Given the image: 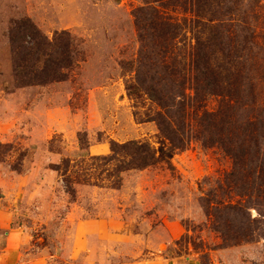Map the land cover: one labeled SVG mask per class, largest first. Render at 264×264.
<instances>
[{"label": "rangeland", "instance_id": "obj_1", "mask_svg": "<svg viewBox=\"0 0 264 264\" xmlns=\"http://www.w3.org/2000/svg\"><path fill=\"white\" fill-rule=\"evenodd\" d=\"M147 4L157 5L0 0V221L27 235L28 264H264V0H230L227 67L230 75L241 69L239 98L205 94L188 107L186 148L118 177L90 160L109 154L111 140L155 147L163 141L148 120L158 105L126 88L144 52L134 12ZM165 12L178 20L191 16L180 7ZM23 16L50 38L72 33L77 60L65 80L16 82L8 32L12 19ZM223 100L234 115L228 148H250L257 157L244 154L240 162L208 140L200 117ZM63 158L71 160V192L55 169Z\"/></svg>", "mask_w": 264, "mask_h": 264}, {"label": "trees", "instance_id": "obj_2", "mask_svg": "<svg viewBox=\"0 0 264 264\" xmlns=\"http://www.w3.org/2000/svg\"><path fill=\"white\" fill-rule=\"evenodd\" d=\"M151 1L157 5H143L134 12L144 52L140 55L139 64L132 65L135 77L126 83V88L134 96L144 92L158 105L159 109L149 115L148 120L157 123L163 141L155 147L148 140H111L109 154L91 155L90 158L100 161L98 166L107 170V176L118 177L122 171L142 169L172 159L175 150L186 148L189 142L185 131L188 107L201 104L209 94L237 100L239 95L235 92L243 84L241 69L235 66L234 75H230L227 67L226 16L230 0ZM168 7H180L191 16L174 19L165 12ZM8 36L12 74L18 85L65 80L68 76L66 69L76 63L75 38L67 29L54 32L50 38L32 19L23 16L12 19ZM189 88L192 94L187 92ZM249 88L252 89L251 86ZM200 94L206 95L200 99ZM224 101L218 110H204L200 119L211 144L220 143L228 148L235 141L231 139L233 131L230 129L234 115H231L232 106ZM248 122L256 123L253 120ZM254 131L259 133L257 125ZM251 138L256 142L260 136ZM78 139L82 150L87 151L89 146L81 133ZM229 148V153L240 162L245 160L244 154L248 158L259 154L250 148ZM70 166V158H63L55 164V169L64 175L69 192L74 191L73 179L68 173ZM242 170L248 171L245 175L250 173L248 165ZM86 175L90 178L94 173L89 171Z\"/></svg>", "mask_w": 264, "mask_h": 264}, {"label": "crops", "instance_id": "obj_3", "mask_svg": "<svg viewBox=\"0 0 264 264\" xmlns=\"http://www.w3.org/2000/svg\"><path fill=\"white\" fill-rule=\"evenodd\" d=\"M26 240L27 235L22 229L8 227L4 220L0 221V264H28L23 252Z\"/></svg>", "mask_w": 264, "mask_h": 264}]
</instances>
